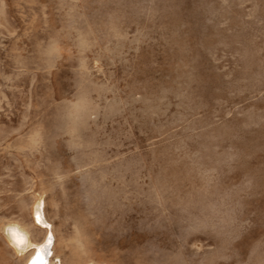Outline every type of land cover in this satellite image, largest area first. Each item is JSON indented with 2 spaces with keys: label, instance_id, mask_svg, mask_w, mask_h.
Masks as SVG:
<instances>
[{
  "label": "rangeland",
  "instance_id": "rangeland-1",
  "mask_svg": "<svg viewBox=\"0 0 264 264\" xmlns=\"http://www.w3.org/2000/svg\"><path fill=\"white\" fill-rule=\"evenodd\" d=\"M48 233L49 264H264V0H0V264Z\"/></svg>",
  "mask_w": 264,
  "mask_h": 264
},
{
  "label": "bare ground",
  "instance_id": "bare-ground-1",
  "mask_svg": "<svg viewBox=\"0 0 264 264\" xmlns=\"http://www.w3.org/2000/svg\"><path fill=\"white\" fill-rule=\"evenodd\" d=\"M33 209H34L33 211H34L35 217L39 216L40 218L39 223L44 226H48L47 222L44 219L41 199L37 200L36 205ZM8 225H15V224H7L3 226V229ZM19 230L21 232V235L25 237L24 242L16 243V244L11 243V244L14 247L15 251L22 253L26 249L31 247L32 243L29 240L27 234L21 228H19ZM52 240L53 238H52L51 233H48L40 243L34 246V249L31 255L29 256L26 264H49L48 257L50 255V252H52L51 251Z\"/></svg>",
  "mask_w": 264,
  "mask_h": 264
},
{
  "label": "clouds",
  "instance_id": "clouds-1",
  "mask_svg": "<svg viewBox=\"0 0 264 264\" xmlns=\"http://www.w3.org/2000/svg\"><path fill=\"white\" fill-rule=\"evenodd\" d=\"M4 236L9 240L10 243H23L25 237L21 235V232L16 225H8L3 229Z\"/></svg>",
  "mask_w": 264,
  "mask_h": 264
},
{
  "label": "snow or ice",
  "instance_id": "snow-or-ice-1",
  "mask_svg": "<svg viewBox=\"0 0 264 264\" xmlns=\"http://www.w3.org/2000/svg\"><path fill=\"white\" fill-rule=\"evenodd\" d=\"M36 220H37V223H39V220H40L39 216L36 217Z\"/></svg>",
  "mask_w": 264,
  "mask_h": 264
}]
</instances>
